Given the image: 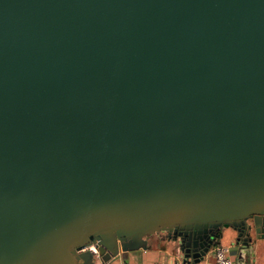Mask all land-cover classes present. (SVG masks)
Instances as JSON below:
<instances>
[{"label":"water","instance_id":"water-1","mask_svg":"<svg viewBox=\"0 0 264 264\" xmlns=\"http://www.w3.org/2000/svg\"><path fill=\"white\" fill-rule=\"evenodd\" d=\"M229 226L264 239V0H0V264Z\"/></svg>","mask_w":264,"mask_h":264},{"label":"crops","instance_id":"crops-1","mask_svg":"<svg viewBox=\"0 0 264 264\" xmlns=\"http://www.w3.org/2000/svg\"><path fill=\"white\" fill-rule=\"evenodd\" d=\"M237 232L231 227H222V235L218 243L230 247L233 264H264L259 257L264 253V239H257L248 251H244L241 242L236 243ZM147 247L134 250L120 251L119 255L110 264H189L183 261L180 251L173 250V243L168 240L165 231L157 232L146 237ZM214 244V245H215ZM101 262L98 261V264ZM192 264H215L213 247L198 262Z\"/></svg>","mask_w":264,"mask_h":264},{"label":"built area","instance_id":"built-area-1","mask_svg":"<svg viewBox=\"0 0 264 264\" xmlns=\"http://www.w3.org/2000/svg\"><path fill=\"white\" fill-rule=\"evenodd\" d=\"M96 255H99V251L95 246L90 247ZM213 255L215 264H233V259L230 254V247L223 244H215L213 246ZM100 264H106L101 262ZM153 264H161L160 262H155Z\"/></svg>","mask_w":264,"mask_h":264},{"label":"trees","instance_id":"trees-1","mask_svg":"<svg viewBox=\"0 0 264 264\" xmlns=\"http://www.w3.org/2000/svg\"><path fill=\"white\" fill-rule=\"evenodd\" d=\"M222 235V228H219L216 232V236H215V243H218L219 241V238L221 237Z\"/></svg>","mask_w":264,"mask_h":264},{"label":"flooded vegetation","instance_id":"flooded-vegetation-1","mask_svg":"<svg viewBox=\"0 0 264 264\" xmlns=\"http://www.w3.org/2000/svg\"><path fill=\"white\" fill-rule=\"evenodd\" d=\"M262 230L260 231V235H264V226H261Z\"/></svg>","mask_w":264,"mask_h":264},{"label":"rangeland","instance_id":"rangeland-1","mask_svg":"<svg viewBox=\"0 0 264 264\" xmlns=\"http://www.w3.org/2000/svg\"><path fill=\"white\" fill-rule=\"evenodd\" d=\"M259 257H261L262 260H263V258H264V253L260 254Z\"/></svg>","mask_w":264,"mask_h":264}]
</instances>
